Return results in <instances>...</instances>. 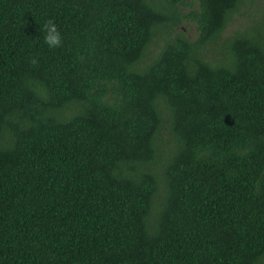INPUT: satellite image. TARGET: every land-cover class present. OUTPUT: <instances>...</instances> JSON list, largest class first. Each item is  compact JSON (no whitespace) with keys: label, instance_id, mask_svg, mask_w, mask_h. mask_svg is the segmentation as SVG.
I'll return each mask as SVG.
<instances>
[{"label":"trees","instance_id":"16d2710c","mask_svg":"<svg viewBox=\"0 0 264 264\" xmlns=\"http://www.w3.org/2000/svg\"><path fill=\"white\" fill-rule=\"evenodd\" d=\"M252 1L0 0V264H264Z\"/></svg>","mask_w":264,"mask_h":264},{"label":"rangeland","instance_id":"374dc122","mask_svg":"<svg viewBox=\"0 0 264 264\" xmlns=\"http://www.w3.org/2000/svg\"><path fill=\"white\" fill-rule=\"evenodd\" d=\"M191 5L194 3V0H188ZM194 8L197 6L193 5ZM193 7L183 6L181 8L182 12H187L192 10ZM257 9H264V0H253L248 3L246 6L242 7L240 13H237L234 17V21L229 26L228 30L225 32L224 36H229L233 33L237 28L243 27L248 21L252 20L254 16H250L252 13L255 14ZM244 12V13H243ZM243 13V14H242ZM179 30L184 31L192 40H195L198 36L197 25L194 22L183 21L182 25L179 26ZM162 38L158 45L155 46L153 54L155 55L160 50V45L162 44Z\"/></svg>","mask_w":264,"mask_h":264},{"label":"clouds","instance_id":"9594fccd","mask_svg":"<svg viewBox=\"0 0 264 264\" xmlns=\"http://www.w3.org/2000/svg\"><path fill=\"white\" fill-rule=\"evenodd\" d=\"M44 42L50 48L59 47L62 43V35L57 27V24L53 20H48L44 25Z\"/></svg>","mask_w":264,"mask_h":264}]
</instances>
